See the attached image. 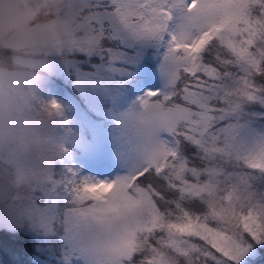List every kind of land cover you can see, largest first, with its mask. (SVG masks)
Masks as SVG:
<instances>
[{"label": "snow or ice", "instance_id": "obj_1", "mask_svg": "<svg viewBox=\"0 0 264 264\" xmlns=\"http://www.w3.org/2000/svg\"><path fill=\"white\" fill-rule=\"evenodd\" d=\"M65 4L48 67L56 57L77 87L117 96L155 56L165 86L112 116L124 174L55 171L65 129L39 178L0 161V190L19 185L0 195L5 212L59 235L62 264H240L264 244V0ZM31 111L53 137L66 123L55 100Z\"/></svg>", "mask_w": 264, "mask_h": 264}, {"label": "rangeland", "instance_id": "obj_2", "mask_svg": "<svg viewBox=\"0 0 264 264\" xmlns=\"http://www.w3.org/2000/svg\"><path fill=\"white\" fill-rule=\"evenodd\" d=\"M67 18L65 0H0V90L9 87L18 91L35 93L45 102L55 100L62 106L61 127L56 124L54 137L65 136L66 155L54 170L63 172L72 168L80 176H91L101 180H112L125 169L116 155V121L113 114L129 108L134 96L145 90H163L165 79L160 71V61L153 56L136 74L138 87L129 94L124 85L117 96H109L100 89H81L75 77L56 57L49 60L41 53L45 50V37L54 26ZM12 54V63L3 65L1 60ZM259 186V185H258ZM7 205L0 201V228L17 237L29 239L39 251V264H62L63 240L59 235L45 234L34 229L27 220L14 222L5 212ZM256 244L240 264H251L258 258Z\"/></svg>", "mask_w": 264, "mask_h": 264}, {"label": "clouds", "instance_id": "obj_3", "mask_svg": "<svg viewBox=\"0 0 264 264\" xmlns=\"http://www.w3.org/2000/svg\"><path fill=\"white\" fill-rule=\"evenodd\" d=\"M33 101L46 103L35 93L7 86L0 90V161L39 178L46 156L58 140L49 134L43 113L39 118L33 115ZM18 187L13 181L0 190V195H15Z\"/></svg>", "mask_w": 264, "mask_h": 264}, {"label": "trees", "instance_id": "obj_4", "mask_svg": "<svg viewBox=\"0 0 264 264\" xmlns=\"http://www.w3.org/2000/svg\"><path fill=\"white\" fill-rule=\"evenodd\" d=\"M1 63L9 66L12 63V54L4 57ZM258 254L255 260L259 261V264H264V246L258 248ZM37 257L43 258L29 239L21 237L15 239L13 233L0 228V264H39Z\"/></svg>", "mask_w": 264, "mask_h": 264}]
</instances>
